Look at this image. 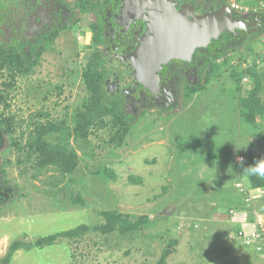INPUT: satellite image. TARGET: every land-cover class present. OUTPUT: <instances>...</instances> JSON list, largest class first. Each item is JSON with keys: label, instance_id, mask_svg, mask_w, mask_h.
Segmentation results:
<instances>
[{"label": "rangeland", "instance_id": "374dc122", "mask_svg": "<svg viewBox=\"0 0 264 264\" xmlns=\"http://www.w3.org/2000/svg\"><path fill=\"white\" fill-rule=\"evenodd\" d=\"M258 1L247 0V5L253 8ZM87 31L80 28L73 40L59 38L33 69L0 71V93L9 106L0 105V113L15 119L14 132L1 135L0 167L10 186L17 188H11L15 198L0 210V259L15 241L34 244L79 226L95 228L106 223L104 212H117L130 221L145 218L151 224L145 222L138 232L125 235L92 229L78 238L59 239L53 246L21 249L11 264H160L174 239L178 244L165 264L249 262L250 255L235 235L234 215L246 213L245 220L264 215V197L251 204L245 199L246 208L230 211L231 218L218 201L230 179L235 185L230 171L235 162L244 164L251 151L264 163V120L245 121L240 106L256 79L249 70L242 77L238 68L239 81L224 68L192 98L177 93V82V97L170 107L116 96L132 125L120 146L114 141L110 117L83 134L79 129L77 115L85 112L90 96L83 77L90 68ZM263 48L260 32L239 40L228 52L231 64L239 65ZM255 67L264 85V59ZM195 74L190 88L203 83L199 72ZM244 77L249 81L243 83ZM103 91L112 100L111 92ZM38 123L55 126L49 139L78 153L75 172L63 175L54 167L39 169L25 160L19 146L23 148Z\"/></svg>", "mask_w": 264, "mask_h": 264}, {"label": "flooded vegetation", "instance_id": "af4514ba", "mask_svg": "<svg viewBox=\"0 0 264 264\" xmlns=\"http://www.w3.org/2000/svg\"><path fill=\"white\" fill-rule=\"evenodd\" d=\"M150 10L162 17L164 24L170 22L171 12L182 23L208 17L209 23L223 28L187 56L179 55L161 65L147 85L136 77L139 72L133 69L137 65L131 59L147 32ZM235 18L243 23L235 24ZM80 28L90 35L89 41H84L91 51L90 69L105 78L103 88L113 97L128 96L132 102L152 100L170 107L177 97V82V93L187 97L191 78L204 67L213 41L227 36L230 48L257 32L264 34V15L238 16L228 0H0V48L19 54L16 59L24 60L27 68L38 66L59 38L65 35L73 40Z\"/></svg>", "mask_w": 264, "mask_h": 264}, {"label": "trees", "instance_id": "16d2710c", "mask_svg": "<svg viewBox=\"0 0 264 264\" xmlns=\"http://www.w3.org/2000/svg\"><path fill=\"white\" fill-rule=\"evenodd\" d=\"M227 43V36H223L220 40L213 41L210 44L208 52L209 57L205 62L204 67H199L198 69L200 76H202L203 83H199L195 87L192 86V88L186 92L187 98H192L197 93L204 91L206 86L218 78L224 68L225 70H230L231 78L238 79L239 81L242 80L245 71L241 70L240 73L242 77L240 78L237 71L238 68L240 69V67L237 65L233 66L231 64L233 56H229L228 54V52L235 49V46L232 45L229 48ZM18 55L12 53L9 49L4 47L0 48V71H24L23 69L25 67V62L24 60H17L16 56ZM220 60L222 61L220 62ZM248 74L252 78L256 79L257 85L247 98L241 100V116L245 119V121L251 124H256L258 118H261L262 121L264 120V85L262 84L263 75L257 71L255 66L248 71ZM83 77L84 82L90 92V96L84 102L85 112H81L80 114L78 113L77 115L81 133L83 134L88 132L87 129L92 125L94 126L98 121H100L101 125H103L105 120L104 118L110 117L109 125L112 130L116 129L113 136L114 141L117 142V145H123L132 128L129 114L125 113L124 110L119 107V101L116 99V97H112V100L106 99L103 91V85L105 81L104 77L92 72L90 68L85 71ZM104 100L109 101L110 105H105L106 103ZM2 104H4L5 107H9L7 105L6 97L4 94L0 93V105ZM54 127L55 126L52 125L38 123L36 124L34 132L29 137L23 148H21L18 143L15 144L19 146V149L23 150L22 155L25 160L32 164L35 163L34 165H36L37 168L45 169L48 167H54L63 175L72 174L76 171L80 162V158L76 151L70 150L68 147L61 144L62 142L60 143L56 141V143H54L49 139L53 136L55 130ZM14 128V117L6 116L5 112L0 113V145L2 139L1 135L9 136L14 132ZM66 143L68 144L69 140L66 141ZM257 158L261 163H263V157L255 156V154L250 151V154L244 164L239 165L237 162H235L236 166H234L232 169L230 168V171H232L233 175L235 176V185L230 179L227 184L223 186L222 189L224 190L220 189L222 193V199H220L218 202L221 206L227 209V212H229L227 213L229 218H231L230 211L236 212L246 208V197L244 193L240 192L239 188L237 187L238 184L243 183L247 190L264 188V176L249 175L246 172L247 168L257 164L255 161ZM19 163L24 162L20 160ZM12 186H10L9 181L6 178L5 170L0 167V192H2L0 193V210L15 198L11 192V188H14L15 190L17 188ZM16 194L18 196L17 192ZM103 215L106 219V223L95 228L89 226H79L69 231H63L41 237L34 244L15 241L11 244L8 254L4 258L0 259V264H11L15 254L21 249L30 251L33 247L44 248L46 246H53L59 239L78 238L83 236L86 232L92 231V229L101 231L103 234H110L117 231L125 235L131 232H138L143 228V226L147 225L146 223L151 224V221L145 218L139 219L142 220L141 222L139 220L136 222L130 221L127 217L117 212H104ZM237 232L238 230H236V233ZM170 242L171 243L168 248L163 252L160 264H165L167 257L172 253L171 249L178 244L177 239H174ZM243 247L247 248L245 246ZM249 250L251 251V249ZM253 260H255L254 256ZM248 263L250 262H246L245 264Z\"/></svg>", "mask_w": 264, "mask_h": 264}, {"label": "water", "instance_id": "95a60500", "mask_svg": "<svg viewBox=\"0 0 264 264\" xmlns=\"http://www.w3.org/2000/svg\"><path fill=\"white\" fill-rule=\"evenodd\" d=\"M152 10H150L151 12ZM169 23H161L162 17L151 12L147 17V32L138 48L132 55L133 69H137L138 79L145 84L156 78V73L161 65L181 55L187 56L195 47L205 45L210 37H216L223 26L209 23L208 17L199 18L193 24L182 23L177 17L169 12ZM227 25L228 23L225 22ZM243 23L240 18H235V24ZM139 65V67H138Z\"/></svg>", "mask_w": 264, "mask_h": 264}, {"label": "built area", "instance_id": "2783aa9c", "mask_svg": "<svg viewBox=\"0 0 264 264\" xmlns=\"http://www.w3.org/2000/svg\"><path fill=\"white\" fill-rule=\"evenodd\" d=\"M228 3L230 9L235 11V14H237L238 16L246 17L252 15H264V0H259L257 6L253 8L247 5V0H228ZM263 59L264 48L260 54L256 56L250 55L248 58L240 61L239 65H235L239 66L240 70L247 72L252 67L260 65ZM248 81V77L243 78V83H246ZM242 159L243 158H241V160ZM237 187L239 188L241 193H244L246 201L250 204L258 198L264 197V188L247 190L245 186H242V184H238ZM235 235L243 246L251 249V251L253 252L255 260L251 261L248 264H264V221H260L258 219L253 228H250L249 230L243 228L241 230H238Z\"/></svg>", "mask_w": 264, "mask_h": 264}, {"label": "crops", "instance_id": "0c3cea01", "mask_svg": "<svg viewBox=\"0 0 264 264\" xmlns=\"http://www.w3.org/2000/svg\"><path fill=\"white\" fill-rule=\"evenodd\" d=\"M245 214L246 213H243V212H237V214L234 215L235 216L234 223H235V226L238 228L237 230H241L243 228L249 230L252 226H254L257 223L258 219L260 221H264V215L262 214H257L256 217H253L251 220H245V217H244ZM242 249L245 252V254L250 255L249 262L253 261L252 252L248 248H244L243 246H242Z\"/></svg>", "mask_w": 264, "mask_h": 264}, {"label": "clouds", "instance_id": "9594fccd", "mask_svg": "<svg viewBox=\"0 0 264 264\" xmlns=\"http://www.w3.org/2000/svg\"><path fill=\"white\" fill-rule=\"evenodd\" d=\"M246 172L249 175L264 176V163L258 162L254 166H251V167L247 168Z\"/></svg>", "mask_w": 264, "mask_h": 264}]
</instances>
